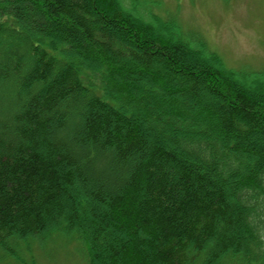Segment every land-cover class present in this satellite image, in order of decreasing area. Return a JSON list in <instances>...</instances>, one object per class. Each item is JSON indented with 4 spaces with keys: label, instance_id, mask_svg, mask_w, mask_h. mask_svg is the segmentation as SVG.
Segmentation results:
<instances>
[{
    "label": "trees",
    "instance_id": "trees-1",
    "mask_svg": "<svg viewBox=\"0 0 264 264\" xmlns=\"http://www.w3.org/2000/svg\"><path fill=\"white\" fill-rule=\"evenodd\" d=\"M134 13L0 0V254L59 235L88 264H264L262 78Z\"/></svg>",
    "mask_w": 264,
    "mask_h": 264
},
{
    "label": "rangeland",
    "instance_id": "rangeland-1",
    "mask_svg": "<svg viewBox=\"0 0 264 264\" xmlns=\"http://www.w3.org/2000/svg\"><path fill=\"white\" fill-rule=\"evenodd\" d=\"M123 3L146 18L152 13L162 19H175L185 38L203 39L228 69L259 75L264 83V0H123ZM32 11L31 7L29 13ZM204 100L211 99L204 97ZM52 117L56 118V111ZM254 140L258 141L257 137ZM21 255L32 259L33 264H88L83 244L59 235L30 243ZM0 264L19 262L1 252Z\"/></svg>",
    "mask_w": 264,
    "mask_h": 264
}]
</instances>
